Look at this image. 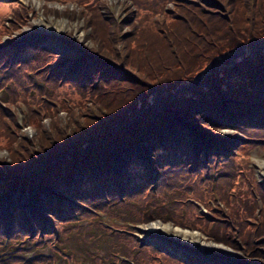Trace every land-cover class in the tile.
I'll list each match as a JSON object with an SVG mask.
<instances>
[{
  "label": "trees",
  "instance_id": "trees-1",
  "mask_svg": "<svg viewBox=\"0 0 264 264\" xmlns=\"http://www.w3.org/2000/svg\"><path fill=\"white\" fill-rule=\"evenodd\" d=\"M43 2L44 16L90 32L64 34L75 53L40 38L17 45L36 11L14 0L0 8V196L11 206L0 213V264L22 263L28 243L71 264L64 244L87 221L125 251L97 264H225L141 243L135 226L155 220L200 232L241 264H264V179L250 156L264 150V0H125L118 23L107 0ZM52 2L80 9L62 14ZM21 104L19 123L10 108ZM227 129L246 140L232 145ZM101 215L126 221L107 227ZM36 262L52 258L24 263Z\"/></svg>",
  "mask_w": 264,
  "mask_h": 264
},
{
  "label": "rangeland",
  "instance_id": "rangeland-1",
  "mask_svg": "<svg viewBox=\"0 0 264 264\" xmlns=\"http://www.w3.org/2000/svg\"><path fill=\"white\" fill-rule=\"evenodd\" d=\"M13 0H0V8L4 5H7V2H10ZM14 1H21L24 4L30 5L35 11H36V16L30 21V26H24L22 29L14 33V36L17 39V45H24L27 41L31 40L33 43L40 39H44L43 41H40L42 45L48 47L50 50L53 52H59V53H75L78 49L76 48L73 43L68 40L64 39L63 36L64 34H70L71 39H75L78 41L83 40L84 41V34H87L90 32L89 29L83 30V23L78 22L77 19H68L66 16L63 15L61 18L53 17V16H44L42 14V10H44V2L43 0H14ZM111 6L110 9L111 11H115V17H119L118 15L120 13H124L123 8H124V3L123 0H107ZM2 3V4H1ZM131 3V2H130ZM50 5L55 6L60 9V13L63 14L64 8L68 9H73L77 11L80 9L78 5L67 2L65 5H60L58 3H50ZM169 5V4H168ZM167 5V6H168ZM6 8V6H5ZM134 8V7H133ZM59 20H64L67 24L65 27H61L56 31L55 27H53V23L59 21ZM7 24V21H5ZM51 27V28H49ZM53 28L55 30H53ZM129 29V28H128ZM127 29V30H128ZM31 30L36 31L35 35H31L29 33ZM42 37V38H41ZM5 42H10L12 41L8 36H3L2 38ZM52 41L53 43L49 44L48 42ZM85 43H87L89 46L92 45V43L89 40H86ZM4 97V93H0V98L2 99ZM11 111H14L16 115L17 121L20 123L21 120L24 118L25 114V107L21 105H14L11 108ZM63 115H61L62 117ZM46 125V124H45ZM23 133L25 136L30 137L34 135V131L29 128L25 127L23 130ZM223 136L230 137L231 144L234 145L236 141V138H242L244 141L245 137L241 135L240 133H236L231 129L223 130L222 131ZM233 139V140H232ZM7 154L5 151L0 150V156H6ZM250 156L252 159V165L254 167L255 171V176L257 178H263L264 179V172L262 170L261 165L264 163V150H262L259 147H254L250 151ZM15 196V197H14ZM12 195L14 199L16 200V204L20 205L25 203L26 201V196L27 192L23 194H17V195ZM3 199L0 196V213L4 212H10L11 206L10 204L6 203L1 200ZM32 205L34 207H42L43 206V199L42 198H35L32 200ZM203 210V209H202ZM100 221L102 225H109V223H124V221H117L114 219H109L104 215L100 216ZM51 221L50 217L47 214H42L41 215V223L39 224V227L48 229L50 226ZM142 226L139 227V232L137 233V238L139 240H142L144 243H154L157 240V236L153 235L152 233H146L142 229ZM70 240L64 244L65 248L68 252L72 254V260L71 264H97L95 262V256H98L100 259H108L107 255L108 253H111L112 251L114 252L117 250L119 253L124 254L125 251L123 248L120 249H113L110 247V245L107 242H102L101 235L103 233V230L100 227H97L96 225H90L88 226V221L87 222H78L76 224L75 228H70ZM193 232V231H192ZM200 239L204 241L205 243L202 244L204 246V250L198 247H192L193 252L191 254H188L185 252V256H182L180 259H186L190 255H193L197 258V260H209V259H218L222 260L226 264H241L238 262L236 259L232 258L233 252L227 248L226 246L222 244H217L212 241H207L205 239V236L201 233H199ZM147 235V236H146ZM146 236V237H145ZM212 242L213 245H207V243ZM4 245V242H3ZM182 247V246H181ZM2 247H0V254H2ZM191 248V247H189ZM199 251V252H197ZM11 255L10 251H7L5 261H7V256ZM37 255H42V256H49L52 258V264H67V261L64 257L58 255L54 250L49 248L47 245L41 246V247H36L31 243H28L25 245L24 252L21 254V256L24 258L22 263L19 264H25V260L29 261L31 258ZM122 256V255H120ZM78 262V263H77ZM34 264H41L39 263H34Z\"/></svg>",
  "mask_w": 264,
  "mask_h": 264
},
{
  "label": "bare ground",
  "instance_id": "bare-ground-1",
  "mask_svg": "<svg viewBox=\"0 0 264 264\" xmlns=\"http://www.w3.org/2000/svg\"><path fill=\"white\" fill-rule=\"evenodd\" d=\"M169 6L171 5L169 4ZM115 13H116V10L114 11V14ZM123 15H124L123 13H120L118 15L119 16L118 19L122 18ZM53 24H54L53 27H55L56 31H58V29H60L61 27L63 26L65 27L67 23L64 20H59ZM55 29L53 28V30ZM127 29L128 28H124L123 30L125 31ZM48 43L51 44L53 42L49 41ZM261 167L264 172V163L261 165ZM142 229L146 231V233H152L153 235L157 236L158 241L157 243H155V245L158 246V248L160 246V247H164L166 251H176L177 253L176 255H179V256H185L186 254L185 252H187L188 254H191L193 252L192 247H198L203 250L205 249L204 246L202 245L205 242L200 239L201 235L198 232L183 230L182 228L174 226L170 223L152 221L147 224H144L142 226ZM209 244L213 245L212 242L207 243V245ZM173 245H182L186 247L187 250H183V248H180V249L174 248ZM189 257H187L186 259H188Z\"/></svg>",
  "mask_w": 264,
  "mask_h": 264
},
{
  "label": "water",
  "instance_id": "water-1",
  "mask_svg": "<svg viewBox=\"0 0 264 264\" xmlns=\"http://www.w3.org/2000/svg\"><path fill=\"white\" fill-rule=\"evenodd\" d=\"M236 140L240 141V140H241V138H236ZM197 252H199V251H197Z\"/></svg>",
  "mask_w": 264,
  "mask_h": 264
}]
</instances>
